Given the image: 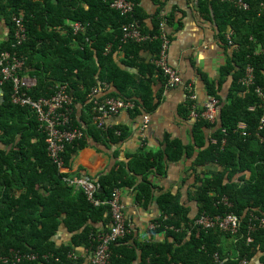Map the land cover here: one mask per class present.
Instances as JSON below:
<instances>
[{"label":"trees","instance_id":"1","mask_svg":"<svg viewBox=\"0 0 264 264\" xmlns=\"http://www.w3.org/2000/svg\"><path fill=\"white\" fill-rule=\"evenodd\" d=\"M113 1L0 0V15L6 16V21L14 26L12 16L21 13L27 31V41L16 48L13 47L14 32L6 42L0 43V52L16 53L25 59L21 72L29 69L37 78V83L31 88H22L21 94L26 93L34 100L50 98L58 86L66 85L73 99L70 128L85 132L83 139L66 145L60 153L64 165L58 168L33 109L14 103L13 82L1 88L0 258L7 261L0 260V264H89V256L99 244L100 236L110 231V206H95L83 190L76 192V188L64 181L65 177H71L66 168L79 150L89 145V139L118 145L128 136L127 130L119 126L98 127L93 120L90 94L101 87L100 81L112 84L118 93L105 97L132 103L133 107L126 111L143 116L154 113L159 105L151 80L154 74L167 84L154 65L161 51L160 23L167 0H152L158 7L152 29L146 25L148 16L143 0H128L137 6L134 17L114 10ZM199 2L202 13L213 9L221 41L234 48L232 60L222 69V79L232 78L224 105L221 90L206 78L209 98L221 100L219 120L211 123L194 119L195 134L200 136L197 145L202 148L195 167L194 198L200 205L199 215L191 217L178 197L162 194L158 197L161 215L154 221L152 233L164 235V240L132 245L127 224L129 233L110 247V264H145L148 258L153 264H240L244 260L249 264H264V229L249 232L251 226L258 224L256 218L264 219V128L258 131L264 109L260 107L262 99L255 92L256 87L264 92V53L257 54L264 47V0H243L249 6L247 11L237 7L238 0ZM174 21L175 15L168 13L167 30ZM133 22L150 39L142 42L125 39L124 29ZM76 25L80 26L79 30L74 28ZM143 51L153 54V62H144L140 56ZM117 52L122 54V64L135 69L136 74L117 64ZM249 64L254 68L255 84L245 94L246 87L240 79ZM187 101L184 108L189 119L192 110L196 107L200 112L203 105L198 103V98ZM76 103L87 104L91 120L83 117L86 125L77 117ZM242 123L246 125V136L239 129ZM206 129L213 131L208 147L203 135ZM145 139L141 140L142 152L133 157L127 170L120 163L118 168L99 177L100 189L95 198L109 200L115 189L132 187L138 175L143 180L136 187L137 200L153 198L154 186L149 176L165 174V156L168 161L179 162L187 148L180 141L172 140L165 153L153 154L145 149ZM215 165L221 170L210 169ZM246 172L251 173L249 179ZM238 175L242 176L236 179ZM204 213L212 217L236 214L241 220L238 234L232 236L219 229L207 231L198 226L197 220ZM63 223L72 233V239L68 244L57 246L55 236ZM248 238H251L250 244ZM80 248L88 255H81ZM15 257L20 260L15 261Z\"/></svg>","mask_w":264,"mask_h":264},{"label":"crops","instance_id":"2","mask_svg":"<svg viewBox=\"0 0 264 264\" xmlns=\"http://www.w3.org/2000/svg\"><path fill=\"white\" fill-rule=\"evenodd\" d=\"M142 6L148 16L146 25L152 29V21L158 7L152 0H143ZM164 10L175 15L173 26L168 30L166 29L170 36L168 50L170 65L177 69L184 83L193 84L199 104H203L209 98L206 85V78H208L217 84L221 90L220 94L223 97L224 105L232 85V78L222 79V69L232 60L234 48L221 41L220 30L214 19L213 9L211 8L208 13H202L199 0H167ZM20 16H22L21 13ZM6 18V16L0 15L1 44L7 41L11 32H14L15 38V27L13 24L10 25ZM140 56L145 63H150L153 60V54L150 51H143ZM115 58L117 64L125 71L132 74L137 73L135 69L122 64V54L117 52ZM21 74L22 79L31 87L37 83L36 76L29 69L21 72ZM151 80H153L154 96L159 102L156 111L143 116H136L130 111H122L120 114L111 117L106 125L110 127L119 126L127 130L126 140L118 145H113L109 141L96 142L89 139V145L79 150L72 158L70 167L65 170L69 172L71 177L85 176L93 180H98L100 176L109 173L115 167L118 168L120 163H124L127 170L133 157L142 152L141 140L143 137L146 138L145 149L153 154L165 153L168 142L172 140L180 141L185 148L189 149V152L185 149L184 156L179 162L168 161V157L164 155L166 173L149 176V180L154 186L153 198L150 201L137 200L136 187L142 182V175L136 176L135 184L132 187L121 189V201L132 235L130 240L132 245L147 242L158 243L164 240V235L152 233L153 223L161 215L158 197L162 194L170 193L178 197L181 205L189 209L193 218H196L200 212V205L194 195L197 184L196 160L202 148L197 145V138L200 139V136L195 134L196 122L191 115L188 119V114L185 112L184 107L188 102V95L182 86L168 87L164 79L157 73ZM100 86L97 95L100 98L111 93H118L112 84L100 81ZM86 105L76 103V109H74L83 125H86L83 117L87 121L91 120ZM203 135L205 136L206 147H208L212 141L213 131L206 129ZM210 169L213 171L221 170L217 165ZM241 176L238 175L236 179ZM245 176L249 179L251 173L246 172ZM71 239L72 233L63 223L55 236V243L57 246H61L68 244ZM79 252L83 256L88 255L84 248H80ZM139 254L137 263L140 261Z\"/></svg>","mask_w":264,"mask_h":264},{"label":"built area","instance_id":"3","mask_svg":"<svg viewBox=\"0 0 264 264\" xmlns=\"http://www.w3.org/2000/svg\"><path fill=\"white\" fill-rule=\"evenodd\" d=\"M228 1V0H224ZM237 7L241 10L247 11L249 6L238 0ZM112 8L120 12L123 16L134 17L137 6L128 0H114ZM168 13L165 11L162 13V20L160 23L161 35L160 41L161 51L154 59V65L162 72L166 78L167 86L177 87L184 86L188 92V98L191 101L197 100V94L194 90L192 83H184L177 69L172 67L168 59V50L170 47V38L166 31L167 29ZM13 22L15 27V44L13 47H18L27 41V31L23 22L22 16H13ZM76 30H79L80 26H74ZM125 39L134 40L136 42L146 41L150 39L142 35L138 24L133 22L124 29ZM228 39H230L228 37ZM111 47L108 48V51ZM258 53H264V47L257 51ZM25 59L18 56L16 53L0 52V97L2 96L1 88L7 82H13L15 93L13 94V101L16 104L22 106H30L35 112L38 121L40 123V130L46 136V143L48 144V150L53 162L58 168H62L64 165L63 158L60 153L64 151L66 145L75 141L81 140L85 137V132L82 129L70 128V120L72 115L73 99L70 96L67 86H58L57 92L50 98H41L34 100L26 93L21 94L22 88H31V86L22 79L20 72L24 69ZM243 86L246 87L245 94L249 92L251 86L255 84L254 68L252 65H248L243 78L240 79ZM99 89L95 88L90 94V101L93 104V120L97 123L99 128L106 127V122L122 111H126L133 107L132 103H128L122 100H118L114 97H98ZM256 94L262 99L261 106L264 109V92L261 87H256ZM200 112L195 107L191 112L193 119L207 120L211 123H216L221 116V100L213 97L208 98L202 104ZM254 107L252 108V110ZM145 128V126H144ZM264 128V117L261 119L258 131L260 132ZM239 129L242 131V135L246 136V125L240 124ZM119 135L120 132H117ZM260 136V135H259ZM64 181L76 188L85 192L88 199L95 205L100 206L107 204L110 206L112 214V224L110 231L101 235L99 238V244L95 248L94 252L89 256V264H110L111 263V245L116 243L120 239L126 237L129 233L126 217L124 214V206L121 201V190L115 189L112 193V197L103 202L95 198L96 193L100 189V183L98 180H93L85 176L65 177ZM257 225L251 226L249 232L252 233L257 229H264V219L256 218ZM197 225L207 231H213L219 229L221 232L236 236L240 230L241 220L236 214L230 213L224 217H212L204 213L198 220ZM155 225L152 226L154 228ZM248 243H251V238H248ZM31 259L36 258L34 256ZM15 261H19V257L14 258ZM5 263L6 258H0ZM145 264H153L151 259L148 258ZM240 264H249L244 260Z\"/></svg>","mask_w":264,"mask_h":264},{"label":"water","instance_id":"4","mask_svg":"<svg viewBox=\"0 0 264 264\" xmlns=\"http://www.w3.org/2000/svg\"><path fill=\"white\" fill-rule=\"evenodd\" d=\"M260 256H262V254H260Z\"/></svg>","mask_w":264,"mask_h":264}]
</instances>
